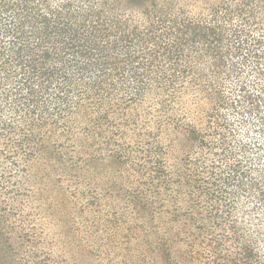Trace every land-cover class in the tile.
Returning <instances> with one entry per match:
<instances>
[{"label": "trees", "instance_id": "16d2710c", "mask_svg": "<svg viewBox=\"0 0 264 264\" xmlns=\"http://www.w3.org/2000/svg\"><path fill=\"white\" fill-rule=\"evenodd\" d=\"M182 1L0 0V224L43 254L33 264L84 251L76 195L56 175L86 180L91 168H120L83 192L117 206L136 264H193L208 246L223 252L211 264H264V0H215L199 14ZM177 92L207 102L206 115H173ZM96 137L106 154L69 168L75 140L83 154ZM37 198L48 237L22 216ZM1 233L0 264H18Z\"/></svg>", "mask_w": 264, "mask_h": 264}, {"label": "rangeland", "instance_id": "374dc122", "mask_svg": "<svg viewBox=\"0 0 264 264\" xmlns=\"http://www.w3.org/2000/svg\"><path fill=\"white\" fill-rule=\"evenodd\" d=\"M215 0H193L194 5H185V2H189L188 0H183L181 5H184L185 7L191 8V11L194 14L199 13H206L209 3L213 2ZM150 99L154 98L152 96H155L154 94L150 95ZM176 96L180 99H174V102L172 103V107L174 108L175 112H172L173 115L182 116L185 118L186 121L193 122L194 120H198L199 116H205L208 104L205 101H201L199 99H196L191 97L190 95L181 94V92H177ZM157 97V96H155ZM166 99V98H165ZM170 101V100H169ZM150 102V104H148ZM146 106H151L154 110H156L155 103H158V100L152 99ZM152 102V103H151ZM186 103V104H184ZM202 113V114H201ZM170 114V113H169ZM230 113H226V116L229 117ZM78 117L75 115L74 119L71 121V125L77 126L79 128H85L87 123L86 118H84L82 115ZM231 117V115H230ZM233 118V117H231ZM200 124V123H199ZM78 130V129H77ZM247 135H245L246 137ZM98 137L95 138L96 142L94 141H87L86 144L96 146L94 148H85V152L82 154L80 153V150H83V147H81L82 142L75 140V143L72 144L71 147V153L67 156H65V161L68 164L67 166L70 168L73 164H77L76 168L80 169L81 167H84L83 159H86V155L91 154H106L103 151V145L100 144L99 147L96 145L98 141ZM63 143V141H60V144ZM88 145V146H89ZM255 146V154H252L254 157L257 156L259 152H263L260 145L257 143H254L253 140H251V144L248 145L247 151H250L252 146ZM102 149H98V148ZM75 148V151L73 150ZM79 150V151H78ZM261 150V151H260ZM94 151V152H93ZM263 154H261V158ZM71 157L73 159L74 163H69L71 161ZM72 164V165H71ZM22 166V164L20 165ZM66 166V167H67ZM127 170L129 171V176L124 173L122 170V174L127 177L126 184L124 187L128 192L134 188V186L131 184L130 180L135 177V174L133 173V170L131 168V165H127ZM92 174H87V178L82 179L77 175V178L74 179V175L76 174L75 171H73V175H69V170H65L64 172L67 173H61L57 171V178L62 179V187H57V189H61L64 192H67V194L72 198L71 196H75L74 201H72V207H70V210L72 211V215L75 218L76 225L72 226L76 237V241L74 242L75 248H81L82 254H79L76 250V253L79 254V259H74L71 255V253H67V258L63 259L60 264H136L135 262V251H134V244L132 242L126 243V237L122 236L123 231H117V229L114 227L115 222L119 218V211L117 209V206H114V204L107 200H101L94 202L92 204H89L91 199L84 198V192L83 188L85 184L88 186L96 182V180H99L100 178H104L106 176H115L116 180L118 179V172L120 168H115L110 170H94L92 169ZM79 172V171H78ZM77 172V173H78ZM56 173V171L54 172ZM26 179V177L23 178V181ZM96 190L101 191L102 187L100 185H94ZM108 189L107 187H104L101 191L102 193L106 192ZM16 191V190H15ZM17 191L22 195L25 194V191L23 188L17 189ZM39 198V197H38ZM37 198V200H30L29 206L23 211L22 216H26L27 221L29 222L31 226H34L37 230L42 231L43 233L47 234L48 236H51L52 234V228H51V220L48 215H45L43 213V202L40 201ZM88 200V210L83 208V203ZM40 205V206H39ZM69 205V204H68ZM42 208V209H41ZM240 217L243 216V210L240 212ZM130 218V217H129ZM131 219V218H130ZM12 221H15L17 223V219L14 218ZM132 221L128 223L130 225ZM87 227V231L85 228ZM115 228V229H114ZM117 232H116V231ZM0 231L2 232V236L4 238H7V245H5L4 250H8V247H11L12 250H14V259L18 264H20V259L24 256V264H33V262L39 263L42 260V253L34 249L33 247L25 244L23 247H21V240L17 237V233L15 232L14 228H7L6 226L0 224ZM199 240H202L199 238ZM78 241L80 242V246L78 244ZM9 242V244H8ZM48 242L51 243V240H48ZM203 243H207L206 240H203ZM7 246V247H6ZM200 247H197L199 249ZM50 249H53V247H50ZM212 250H215L214 255L212 253ZM23 252V254H21ZM74 252V251H73ZM174 254V253H173ZM220 254H223V252L220 253V248L213 249L212 247H207L206 251L204 252V257L202 256L199 261H194L193 264H211L212 257L218 258ZM176 258H179L176 255H174ZM197 257H199V253L197 254ZM25 260H28L27 262Z\"/></svg>", "mask_w": 264, "mask_h": 264}]
</instances>
